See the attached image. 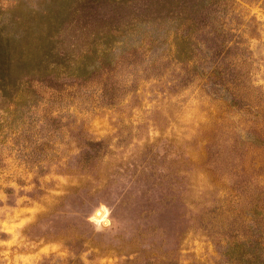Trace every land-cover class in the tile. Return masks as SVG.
Here are the masks:
<instances>
[{
	"label": "rangeland",
	"instance_id": "rangeland-1",
	"mask_svg": "<svg viewBox=\"0 0 264 264\" xmlns=\"http://www.w3.org/2000/svg\"><path fill=\"white\" fill-rule=\"evenodd\" d=\"M6 42L0 264H264V0H0Z\"/></svg>",
	"mask_w": 264,
	"mask_h": 264
},
{
	"label": "trees",
	"instance_id": "trees-1",
	"mask_svg": "<svg viewBox=\"0 0 264 264\" xmlns=\"http://www.w3.org/2000/svg\"><path fill=\"white\" fill-rule=\"evenodd\" d=\"M7 42H9V40ZM7 42L5 43V46L3 48H0V55L3 53L9 54L11 52L12 48L8 46ZM0 74L4 75L5 73L3 71H1ZM6 75H10L9 72H7Z\"/></svg>",
	"mask_w": 264,
	"mask_h": 264
},
{
	"label": "bare ground",
	"instance_id": "bare-ground-1",
	"mask_svg": "<svg viewBox=\"0 0 264 264\" xmlns=\"http://www.w3.org/2000/svg\"><path fill=\"white\" fill-rule=\"evenodd\" d=\"M96 216L98 217V219H100V220L103 221V220L105 219L106 214H105V212L98 211V212L96 213Z\"/></svg>",
	"mask_w": 264,
	"mask_h": 264
}]
</instances>
